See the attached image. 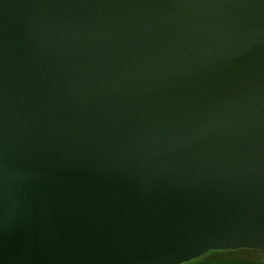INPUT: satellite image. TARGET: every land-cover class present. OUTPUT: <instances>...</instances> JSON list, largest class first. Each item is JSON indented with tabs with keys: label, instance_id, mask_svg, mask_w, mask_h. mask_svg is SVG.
Masks as SVG:
<instances>
[{
	"label": "water",
	"instance_id": "1",
	"mask_svg": "<svg viewBox=\"0 0 264 264\" xmlns=\"http://www.w3.org/2000/svg\"><path fill=\"white\" fill-rule=\"evenodd\" d=\"M259 245L264 0H0V264Z\"/></svg>",
	"mask_w": 264,
	"mask_h": 264
},
{
	"label": "rangeland",
	"instance_id": "2",
	"mask_svg": "<svg viewBox=\"0 0 264 264\" xmlns=\"http://www.w3.org/2000/svg\"><path fill=\"white\" fill-rule=\"evenodd\" d=\"M178 264H264V248L207 250L204 254Z\"/></svg>",
	"mask_w": 264,
	"mask_h": 264
},
{
	"label": "snow or ice",
	"instance_id": "3",
	"mask_svg": "<svg viewBox=\"0 0 264 264\" xmlns=\"http://www.w3.org/2000/svg\"><path fill=\"white\" fill-rule=\"evenodd\" d=\"M250 245H245V244H239V245H234V247H249ZM259 247H264V245H259ZM207 249H204V251H206ZM191 257H181L180 260L184 261V260H190Z\"/></svg>",
	"mask_w": 264,
	"mask_h": 264
}]
</instances>
